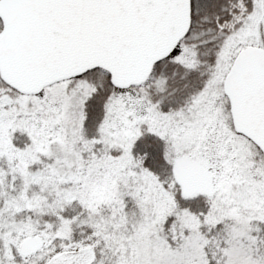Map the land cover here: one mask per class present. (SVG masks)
Wrapping results in <instances>:
<instances>
[{
    "label": "snow or ice",
    "instance_id": "obj_1",
    "mask_svg": "<svg viewBox=\"0 0 264 264\" xmlns=\"http://www.w3.org/2000/svg\"><path fill=\"white\" fill-rule=\"evenodd\" d=\"M0 264H264V0H0Z\"/></svg>",
    "mask_w": 264,
    "mask_h": 264
}]
</instances>
